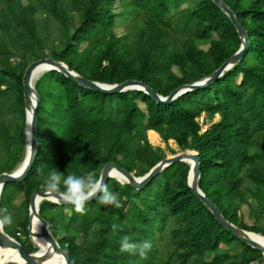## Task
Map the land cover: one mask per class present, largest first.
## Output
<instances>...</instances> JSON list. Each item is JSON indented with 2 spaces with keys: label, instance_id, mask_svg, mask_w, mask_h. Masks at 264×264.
<instances>
[{
  "label": "trees",
  "instance_id": "16d2710c",
  "mask_svg": "<svg viewBox=\"0 0 264 264\" xmlns=\"http://www.w3.org/2000/svg\"><path fill=\"white\" fill-rule=\"evenodd\" d=\"M116 1L121 11H114ZM185 1L0 0V173L13 170L25 149L22 77L30 62L51 57L91 80L137 79L167 95L209 75L238 50L234 25L212 0L178 9ZM223 1L247 32V51L211 84L169 104L136 89L94 91L56 70L37 79V155L27 177L4 184L0 194V216L10 186L24 195L13 234L3 228L27 253L37 250L27 233L29 195L44 189L49 170L99 176L104 164L115 162L141 176L166 156L154 145L169 140L198 151L199 187L224 217L264 236V0ZM120 21L126 33L118 36L113 28ZM10 99L21 110L15 130L5 121ZM202 113L207 123L219 116L204 131ZM188 171V163L174 162L139 189L109 178L120 207L94 198L81 214L73 205L43 200L39 214L68 250V264H263L261 252L234 237L195 196ZM125 237L152 247L144 256L121 252ZM235 242L242 245L239 257L232 253Z\"/></svg>",
  "mask_w": 264,
  "mask_h": 264
},
{
  "label": "water",
  "instance_id": "95a60500",
  "mask_svg": "<svg viewBox=\"0 0 264 264\" xmlns=\"http://www.w3.org/2000/svg\"><path fill=\"white\" fill-rule=\"evenodd\" d=\"M212 2L218 6L230 19L231 23L234 25L236 32L240 38V46L238 50L229 56L225 61L216 68L212 73L206 75L200 79L181 84L174 88L169 94L161 95L157 93L153 88H151L146 82L137 80V79H126L120 83H104L95 80L88 79L76 72L73 69H70L68 65L62 61L55 60L51 57H41L37 60L30 62L24 70L22 77V86H23V99H24V111H25V126H24V136H25V155L21 161L20 166L15 170L10 172L3 171L0 173V194L4 184L8 182H21L23 181L30 171L38 151V122H37V109L39 103V94L34 87L32 86V78L34 72L38 69H45V71L56 70L63 74L64 76L70 78L73 82L79 84L82 87L92 89L106 94L119 93L126 90H139L148 94L152 99L158 103L169 104L172 100L176 99L183 93L191 91L194 89L203 88L213 81L218 79L226 70L231 68L235 63H237L242 55L247 51L249 46V40L246 30L243 28L241 22L238 20L233 10L223 1V0H212ZM42 74L38 75L36 80ZM33 97V104L30 108V113H27V109L30 105V97ZM31 121V125H29ZM30 127V129H29ZM30 130V132H29ZM204 131V130H203ZM28 133V134H27ZM186 162L189 164V171L187 175V184L195 196L208 208L212 213L214 218L221 224L225 229H227L234 237L241 240L250 247L261 252L264 259V244L259 241L251 238L248 234L254 233L252 231L245 230L238 227L234 223L230 222L224 217L220 209L214 204V202L209 199L199 187V178H200V161L199 153L195 150L185 149L181 152H177L171 155H166L160 159L154 166L150 168L148 172L141 176H137L134 172L128 171L126 168L118 165L115 162H108L104 164L101 168L100 175L104 176V183L108 181L106 175L108 169L115 168L118 170V175L112 178H115L120 183H128L132 185L135 189H139L141 186L150 182L156 175L163 171L167 166L174 162ZM99 175V176H100ZM139 181V183H138ZM58 198L53 197V194L47 193L44 189H33L29 195V204H28V223H27V233L30 241L34 246L37 247V250L32 253H27L19 241L14 237L9 235L4 228L0 230V244H14L16 249L19 252L22 263L20 264H35L31 261L30 256L38 252L41 246H44L51 253L60 254L63 257L62 264H68L69 262V252L66 248H61L58 241L52 236L49 230V223L41 217L39 214V205L43 200H49L60 205H71L65 202H57ZM93 200V199H91ZM89 200V201H91ZM87 201V202H89ZM86 202V203H87ZM38 219L43 224V229L36 231L33 229V221ZM36 237L38 243H34L32 238ZM14 262L9 260L4 262ZM19 264V263H17Z\"/></svg>",
  "mask_w": 264,
  "mask_h": 264
},
{
  "label": "clouds",
  "instance_id": "9594fccd",
  "mask_svg": "<svg viewBox=\"0 0 264 264\" xmlns=\"http://www.w3.org/2000/svg\"><path fill=\"white\" fill-rule=\"evenodd\" d=\"M29 125H31V121H29ZM117 174L118 170L115 168L108 169L106 173L108 178H112ZM44 191L53 194L54 199L58 198L57 202L62 201L73 205L74 210L81 214L84 212L85 203L94 198L97 199L98 203L101 205H114L120 207L117 195L110 190L106 183H104L103 174L97 176L94 171H88L82 175L73 173L65 176L57 169H51L45 176ZM11 222L12 218L10 215L0 216V230H2L5 225L11 224ZM151 247V241L145 240L136 244L129 242L125 237L121 241L120 251L138 252L141 256H144Z\"/></svg>",
  "mask_w": 264,
  "mask_h": 264
},
{
  "label": "rangeland",
  "instance_id": "374dc122",
  "mask_svg": "<svg viewBox=\"0 0 264 264\" xmlns=\"http://www.w3.org/2000/svg\"><path fill=\"white\" fill-rule=\"evenodd\" d=\"M194 1L195 0H186L184 3L179 5L178 9H181L182 7H186V3H193ZM22 2L25 3V0H22ZM113 8H114V11H121V7L118 5V1H116ZM124 25L125 24L122 21H120V23L117 22V24L113 28L116 35L120 36V35H123L126 33ZM82 45H84V44H82ZM173 70L175 73H177V74L179 73V71L176 67H173ZM36 81L37 80H35V82ZM9 103H10V109L7 112H5V118H6L5 121L11 122L13 124L14 130H15V128L17 126H19V123H20L19 117H20V111L21 110H20L19 106H16V103H13L12 99H10ZM140 106L142 108H144L142 104H140ZM218 119H219V116L216 115L213 122L207 123V120L205 119V114L202 113V115L198 118V121L202 125V131H203V130H206L210 124L214 123ZM146 134H147V138H148V133L146 132ZM148 140H149V138H148ZM167 145L173 149L172 151L174 153L182 151L180 148L177 147L175 141H173V140H169L167 144L162 141L161 145H154V146H159L162 149H164L166 155L174 154L168 150ZM0 154L2 156H5V152L1 149V147H0ZM24 155H25V149H24V152L22 154L21 160L19 162H17L14 169L18 166L19 163H21ZM4 159L5 158L2 157L1 161H4ZM7 195H8V201H7V210H6L5 215H10L12 218V222H11V224L6 225V231L10 234H13L14 229L17 227L18 220L20 219V217L23 216L22 210L17 209V206L20 205V203L23 201L24 195L21 192L16 193V191L12 188V186H10L8 188ZM251 201L254 202L253 200H251ZM65 212L67 214H69V211L65 210ZM241 212L243 213V218H244L245 223H247L249 225L252 224L253 221H252V219H250L248 217V207L246 205L242 206ZM18 236L26 242V240L24 239L25 236H24L23 231L20 230ZM222 247L225 248V246H222ZM241 250H242V245H240L238 242H235L233 245V252L232 253L237 255V257H239V256H241ZM2 251H3V256H4L3 258L6 261L13 260L16 263H19V259L17 258V255L13 250H11L10 248L4 247L2 249ZM253 253L255 254V252H253ZM254 254H252V255H254ZM4 262L1 261L0 264H4Z\"/></svg>",
  "mask_w": 264,
  "mask_h": 264
},
{
  "label": "bare ground",
  "instance_id": "6f19581e",
  "mask_svg": "<svg viewBox=\"0 0 264 264\" xmlns=\"http://www.w3.org/2000/svg\"><path fill=\"white\" fill-rule=\"evenodd\" d=\"M45 71V69H38L34 72L33 78H32V86L34 87V83L35 80L37 78L38 75L42 74ZM33 104V97H30V105L27 109V113H30V108L31 105ZM28 134V133H27ZM21 163L18 164V166L15 168V170L20 166ZM118 178H121V176H119L118 174L116 175ZM33 229H35L36 231H40L41 229H43V224L41 221H39L38 219H35L33 221ZM251 238H254L255 240L259 241L260 243L264 244V236H262L261 234L257 233H249L248 234ZM33 242L36 244L38 243V239L36 237L32 238ZM4 247L10 248L11 250H13L16 255L17 258L19 259V263H22L20 255L18 250L16 249V246L14 244L11 243H6V244H0V262L1 261H5L6 260L3 258V251L2 249ZM30 259L33 263L35 264H62L63 262V257L60 254H54L51 253L48 249H46L44 246H41L40 250L38 252H36L35 254H33L32 256H30Z\"/></svg>",
  "mask_w": 264,
  "mask_h": 264
},
{
  "label": "crops",
  "instance_id": "0c3cea01",
  "mask_svg": "<svg viewBox=\"0 0 264 264\" xmlns=\"http://www.w3.org/2000/svg\"><path fill=\"white\" fill-rule=\"evenodd\" d=\"M148 131H153V130H148ZM157 133V132H156Z\"/></svg>",
  "mask_w": 264,
  "mask_h": 264
}]
</instances>
